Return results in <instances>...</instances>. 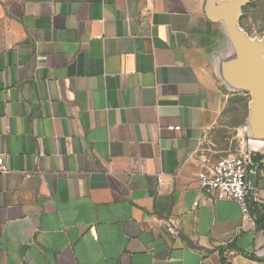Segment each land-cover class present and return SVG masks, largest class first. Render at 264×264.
Here are the masks:
<instances>
[{"label": "crops", "instance_id": "0c3cea01", "mask_svg": "<svg viewBox=\"0 0 264 264\" xmlns=\"http://www.w3.org/2000/svg\"><path fill=\"white\" fill-rule=\"evenodd\" d=\"M211 1L0 0V264H264L261 176L196 180L250 116Z\"/></svg>", "mask_w": 264, "mask_h": 264}, {"label": "water", "instance_id": "95a60500", "mask_svg": "<svg viewBox=\"0 0 264 264\" xmlns=\"http://www.w3.org/2000/svg\"><path fill=\"white\" fill-rule=\"evenodd\" d=\"M243 0H225L217 10L212 1L209 4V14L213 21H223L227 37L235 54L242 65V74L238 76L240 83L249 91L248 132L245 140L264 139V56L251 46L238 32ZM248 182L251 188L257 186L256 171L249 172ZM253 202H250L252 205Z\"/></svg>", "mask_w": 264, "mask_h": 264}, {"label": "built area", "instance_id": "2783aa9c", "mask_svg": "<svg viewBox=\"0 0 264 264\" xmlns=\"http://www.w3.org/2000/svg\"><path fill=\"white\" fill-rule=\"evenodd\" d=\"M172 129H179L180 126H171ZM248 132L247 125L242 128V138ZM245 140V139H244ZM250 140V139H249ZM246 143L248 140H245ZM250 152L248 150L229 154L223 157L216 166L212 168L211 173L199 170L196 180L199 188L212 192L217 199L235 200L243 213L249 210V192L250 185L248 182L249 172L255 171ZM6 171L3 158L0 157V173ZM196 208V204L191 206V210ZM264 256V251L261 252Z\"/></svg>", "mask_w": 264, "mask_h": 264}, {"label": "rangeland", "instance_id": "374dc122", "mask_svg": "<svg viewBox=\"0 0 264 264\" xmlns=\"http://www.w3.org/2000/svg\"><path fill=\"white\" fill-rule=\"evenodd\" d=\"M241 17L238 23V32L241 36L264 56V0H243ZM232 119L235 123L240 122L247 111V101L245 99H235L233 104ZM235 144L231 154L248 150L259 157L261 170L259 175L264 180V141H251V147L243 140ZM262 146V147H261ZM260 148V149H259ZM259 149V150H255Z\"/></svg>", "mask_w": 264, "mask_h": 264}, {"label": "trees", "instance_id": "16d2710c", "mask_svg": "<svg viewBox=\"0 0 264 264\" xmlns=\"http://www.w3.org/2000/svg\"><path fill=\"white\" fill-rule=\"evenodd\" d=\"M251 159L253 161V163L255 164V171L257 173V176H259L260 170H261V164L259 162V157L254 155V154H250ZM261 210L259 208L256 209L255 211V217H256V226L258 229H262L264 230V213L260 212ZM261 260L264 261V257L261 258Z\"/></svg>", "mask_w": 264, "mask_h": 264}, {"label": "bare ground", "instance_id": "6f19581e", "mask_svg": "<svg viewBox=\"0 0 264 264\" xmlns=\"http://www.w3.org/2000/svg\"><path fill=\"white\" fill-rule=\"evenodd\" d=\"M253 140H261V141H264V139H250V140H248V142H247V144L250 146V148H252L251 147V141H253ZM262 147V146H261ZM253 149V148H252ZM260 149V148H259ZM259 149H255V150H259Z\"/></svg>", "mask_w": 264, "mask_h": 264}]
</instances>
